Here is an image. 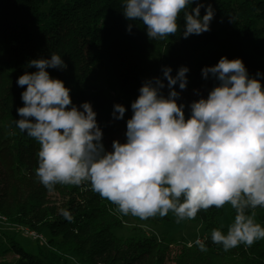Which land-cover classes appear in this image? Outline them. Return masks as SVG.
Wrapping results in <instances>:
<instances>
[{"label": "trees", "instance_id": "16d2710c", "mask_svg": "<svg viewBox=\"0 0 264 264\" xmlns=\"http://www.w3.org/2000/svg\"><path fill=\"white\" fill-rule=\"evenodd\" d=\"M198 2L204 4L201 18L209 4L214 9L210 31L184 38L181 12L175 35L149 39L142 21L125 18V0H0V217L21 228L23 234L41 237L31 238L37 246L35 254L0 264H70L67 256L74 257L77 264H125L127 258L119 257L143 240L140 235L115 236L114 232L124 227L125 215L92 191L89 183L56 184L49 191L36 176L40 144L16 124L21 118L17 109L24 107L21 94L27 87L19 86L17 80L33 68L30 61L49 59L53 53L61 56L66 68H57L52 78L64 82L78 108L84 102L92 105L106 152L113 151L114 140L126 143L127 121L133 115L131 104L146 81L162 80L165 86L161 94L167 98L170 89L163 75L165 67L171 68L173 77L182 66L189 69L186 88L181 90L179 82L173 86L179 93L176 102L185 106V119L191 115L187 90L201 83L207 98L219 82L211 76L205 79L202 69L215 66L221 57L241 59L249 77L259 79L264 86V0ZM194 7L196 3L186 11ZM92 72L102 73L106 85H90ZM116 104L126 109L122 119L113 116ZM51 194H58L61 201H52ZM225 206L234 222L236 212L229 204L200 210L194 219H184L203 227L207 251L195 243L188 247L183 240L165 237L158 246H150L145 254L142 251L130 261L164 264L169 246L174 245L179 250L172 264H264V243L254 242L250 247L240 244L225 251L212 242V230L227 234L228 230L219 225ZM61 209L71 213V222L60 214ZM254 211L256 223L264 227V208ZM16 235L0 232V257L9 254L7 248L17 246Z\"/></svg>", "mask_w": 264, "mask_h": 264}, {"label": "clouds", "instance_id": "9594fccd", "mask_svg": "<svg viewBox=\"0 0 264 264\" xmlns=\"http://www.w3.org/2000/svg\"><path fill=\"white\" fill-rule=\"evenodd\" d=\"M192 3L196 7L186 11ZM202 7L198 0H125L123 14L130 21H142L149 39H155L175 35L183 12V36L188 38L210 31L214 9L209 4L201 18ZM29 66L37 71L17 80L27 87L16 124L40 144L36 176L49 191L56 184L89 183L120 213L141 219L170 211L178 221L194 219L200 210L229 204L236 212L234 222L226 235L212 230V242L227 251L264 239L254 211L264 208V86L249 77L241 59L221 57L215 66L202 69L205 79L211 76L219 83L207 98L191 103L188 119L173 86L179 82L181 90L186 88L189 69L182 66L173 77L165 67L167 98L161 94L162 80L146 81L131 104L126 143L114 140L111 152L104 149L92 105L84 102L78 108L64 82L46 71L65 69L61 56L53 53ZM125 111L116 104L113 116L122 119ZM60 214L73 220L68 210ZM195 244L207 251L201 239Z\"/></svg>", "mask_w": 264, "mask_h": 264}, {"label": "rangeland", "instance_id": "374dc122", "mask_svg": "<svg viewBox=\"0 0 264 264\" xmlns=\"http://www.w3.org/2000/svg\"><path fill=\"white\" fill-rule=\"evenodd\" d=\"M216 25L221 27L219 23ZM210 26L213 27V24H210ZM36 71L37 69L33 67L31 70H29V73ZM46 71H48L50 78H52L55 75L57 68H47ZM89 84L96 87L105 86L106 80L104 79V75L99 72H92L89 77ZM185 96V98H187V108L191 110L190 105L192 102L205 97V88L201 83H194L187 90ZM50 198L52 201L55 200L58 203L61 201L58 194H51ZM122 222L124 227L123 229L114 232L116 237L126 238L130 237L131 235H140L143 238V240L132 245L128 251L124 252L119 257L120 259L125 257L127 258L125 259V264H134V261H130L131 258H134L142 251L143 254H145V251H147L150 246H158V244L162 242V239L165 237H168V239L175 242H180L183 240L188 247L195 243L197 239L202 240L205 237L204 229L200 224L191 223L186 220L178 221V218L171 212L163 217L157 214L156 216L147 219H141L128 214L125 215V218L122 219ZM232 223L233 222L228 217V206H225L224 215L219 219V225L221 228L228 230ZM133 229L137 231H132ZM0 232H6L10 236L17 234L15 236L17 246L7 248V252H9V254H7L5 257L3 256L4 258L0 257V262H4V260H9L11 262L16 260L22 261L25 260L27 255L35 254L37 246L35 241L32 240L34 238H32L28 232L25 234L21 233V228L17 226H10V224L3 217H0ZM38 239H41V237H38ZM255 242L264 243V239H260ZM178 250L179 249H177L176 246L170 245L163 259V263L172 264ZM67 259L70 264H77V261L74 257L67 256Z\"/></svg>", "mask_w": 264, "mask_h": 264}, {"label": "bare ground", "instance_id": "6f19581e", "mask_svg": "<svg viewBox=\"0 0 264 264\" xmlns=\"http://www.w3.org/2000/svg\"><path fill=\"white\" fill-rule=\"evenodd\" d=\"M32 238L36 239L38 236H36L34 233H28Z\"/></svg>", "mask_w": 264, "mask_h": 264}]
</instances>
